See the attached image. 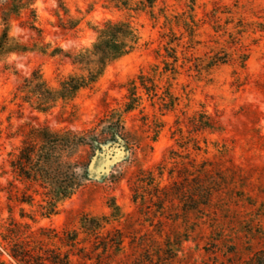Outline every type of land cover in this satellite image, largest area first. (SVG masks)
Returning <instances> with one entry per match:
<instances>
[{"label":"rangeland","instance_id":"obj_1","mask_svg":"<svg viewBox=\"0 0 264 264\" xmlns=\"http://www.w3.org/2000/svg\"><path fill=\"white\" fill-rule=\"evenodd\" d=\"M64 5L36 0L37 30L28 12L10 21L12 37L41 41L48 52H0V260L15 264L1 238L15 221L50 248L69 251L73 264H264V0ZM120 19L134 26L138 45L93 88L46 112L21 98L18 88L34 70L58 86L76 69L69 56L95 41L94 27ZM167 47L178 57L176 73L168 66L154 92L138 89L140 104L124 111L129 82L164 70L172 61ZM167 88L171 109L162 104ZM115 121L124 156L97 175L100 156L58 212L42 217L43 189L10 166L27 132L47 126L110 144ZM97 151L81 145L75 156L85 164ZM26 195L33 200L22 201Z\"/></svg>","mask_w":264,"mask_h":264},{"label":"trees","instance_id":"obj_2","mask_svg":"<svg viewBox=\"0 0 264 264\" xmlns=\"http://www.w3.org/2000/svg\"><path fill=\"white\" fill-rule=\"evenodd\" d=\"M36 0H0V52L24 53L31 50L48 52V45L41 41L26 43L19 41L9 34L10 21L18 18L23 12L32 15L29 22L31 29L37 30L35 26V10L33 4ZM60 7L65 8L64 0H57ZM115 7L125 9L152 8L155 0H140L138 4L132 0H107ZM139 5L141 7H139ZM96 39L91 46L79 50L69 56L75 71L59 81L58 86L48 84L40 70H34L30 77L23 80L18 90L21 98L28 102L39 112H46L54 107L59 101L69 102L83 89L93 88L99 78L103 75L106 67L112 62L132 52L138 45L139 36L128 19L107 20L101 26L94 27ZM192 30V29H191ZM193 31V30H192ZM56 49L50 51L55 54ZM165 57L172 61L164 62L162 71L153 69L152 75L140 73L137 76L138 84L131 80L128 84L127 100L124 111L135 109L141 101L138 89L146 93L154 92L163 74L168 71L176 73L177 55L173 47H167ZM150 84V85H148ZM169 88V87H168ZM166 89L168 99L163 100L167 109L174 106V97ZM212 128H219L214 125ZM112 140L110 144L98 141L95 135L63 130L54 131L47 126L30 129L17 154L10 160V166L16 176L31 183H36L43 191L40 215L49 217L58 212V204L61 200L72 196L81 186V182L88 177V166L95 153L90 155L87 163L82 164L75 156L78 147L88 145L94 149L103 150V145L113 147L124 143L118 129V121L111 124ZM95 152V150H94ZM37 193V190H34ZM28 199L22 201L31 202L32 195H26ZM21 224L12 221L6 228L1 238L8 246V255L15 264H73L69 251L61 252L58 248H50L43 239L35 237L31 232L25 233L20 229ZM76 240L75 235L68 241L71 244ZM0 264H10L0 260Z\"/></svg>","mask_w":264,"mask_h":264},{"label":"water","instance_id":"obj_3","mask_svg":"<svg viewBox=\"0 0 264 264\" xmlns=\"http://www.w3.org/2000/svg\"><path fill=\"white\" fill-rule=\"evenodd\" d=\"M102 148H103V152H100L101 155H99V152L97 151L95 155L91 158L88 166V176L93 173L94 165L100 156L104 157L105 162L101 165V168L97 171V175H101L104 172H106V169L110 164L119 161V159L123 157L125 154V150L123 149L122 146L119 145L113 147H109L108 145H103Z\"/></svg>","mask_w":264,"mask_h":264}]
</instances>
